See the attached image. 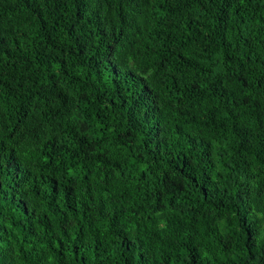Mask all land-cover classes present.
Returning <instances> with one entry per match:
<instances>
[{"label":"trees","instance_id":"1","mask_svg":"<svg viewBox=\"0 0 264 264\" xmlns=\"http://www.w3.org/2000/svg\"><path fill=\"white\" fill-rule=\"evenodd\" d=\"M0 264H264V0H0Z\"/></svg>","mask_w":264,"mask_h":264}]
</instances>
